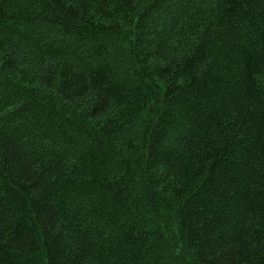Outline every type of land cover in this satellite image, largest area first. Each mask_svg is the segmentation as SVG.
Listing matches in <instances>:
<instances>
[{"label": "trees", "instance_id": "trees-1", "mask_svg": "<svg viewBox=\"0 0 264 264\" xmlns=\"http://www.w3.org/2000/svg\"><path fill=\"white\" fill-rule=\"evenodd\" d=\"M0 264H264V0H0Z\"/></svg>", "mask_w": 264, "mask_h": 264}]
</instances>
